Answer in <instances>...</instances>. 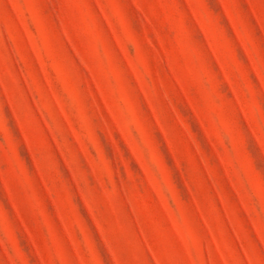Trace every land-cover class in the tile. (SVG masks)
Listing matches in <instances>:
<instances>
[{
  "label": "rangeland",
  "instance_id": "1",
  "mask_svg": "<svg viewBox=\"0 0 264 264\" xmlns=\"http://www.w3.org/2000/svg\"><path fill=\"white\" fill-rule=\"evenodd\" d=\"M0 264H264V0H0Z\"/></svg>",
  "mask_w": 264,
  "mask_h": 264
}]
</instances>
